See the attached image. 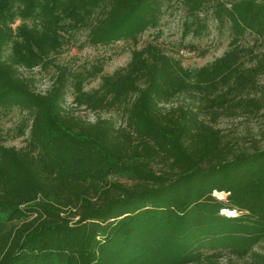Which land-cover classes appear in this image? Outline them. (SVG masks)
<instances>
[{"label": "trees", "instance_id": "trees-1", "mask_svg": "<svg viewBox=\"0 0 264 264\" xmlns=\"http://www.w3.org/2000/svg\"><path fill=\"white\" fill-rule=\"evenodd\" d=\"M174 1L184 33L198 34L208 10L226 22L228 49L185 68L155 42L135 47ZM32 13L44 19L11 27ZM80 24L90 45L130 42L126 64L90 90L85 76L100 66H56L43 93L31 90L19 68L41 66ZM244 33L264 38V0H0V113L27 115L15 127L23 146L3 145L0 131V264H264V148L240 149L214 126L264 108V48L244 65ZM185 94L198 103L164 108ZM78 108H118L124 125L86 121ZM145 140L157 146V169L132 162Z\"/></svg>", "mask_w": 264, "mask_h": 264}, {"label": "rangeland", "instance_id": "rangeland-1", "mask_svg": "<svg viewBox=\"0 0 264 264\" xmlns=\"http://www.w3.org/2000/svg\"><path fill=\"white\" fill-rule=\"evenodd\" d=\"M4 10L6 14H11L13 8L4 7ZM199 16H201L200 32L198 34H194L195 32L192 33L191 31L184 33L186 15L179 3L174 1L163 9L156 27L148 28L138 36L135 47L138 48L148 41L155 42L164 52L178 58L183 67L196 68L202 66L228 49L230 33L228 24L226 22H217L210 15L209 10ZM43 19V14L39 13H32L29 18L25 19L19 16L12 19L11 27L15 28L23 23L28 26H34L37 25V21ZM193 27L195 26L192 25L191 28ZM68 30L64 35L66 38L65 42L61 47H58L56 52H52L48 58H44L41 66L30 69L19 68L22 76L30 80L29 86L31 90L43 93L51 83L52 77L56 72V66L64 65L72 72L83 74L86 71L92 72V67L100 66L101 71L95 77L85 76L83 89L90 90L98 85L100 75L111 74L114 70L123 67L129 59V52L132 46L128 41L119 40L108 45H90L86 41L87 31L81 24L69 26ZM240 43L244 48L241 61L246 66L249 65L250 56L254 53L258 54L264 48V38H257L248 33L243 34ZM6 52L7 50L3 54L5 55ZM257 82L263 85L264 76H258ZM71 98V94L68 92L65 96L64 107L73 106ZM197 103L198 100L196 98L185 94L177 96L163 106L167 109L177 105L195 106ZM74 114L90 122L99 118L110 120L114 126L124 125L123 113L118 108L98 112L78 108ZM26 118V113L16 108L0 113V131L4 140L3 145L15 148L24 145L26 131L23 136L15 137V127ZM26 123L28 125L29 121ZM214 126L220 130L224 139L240 149L264 148V108L252 114L220 115L216 118ZM138 144V148H136L138 155H135L132 162L157 169L160 166L157 161V146L149 140ZM108 180L127 182L125 178L115 175H109ZM213 194L219 197L223 196L222 193ZM228 214L235 213L231 211ZM76 219V216L73 217L69 223ZM263 246L264 244H261L256 250L263 252ZM250 261V257L243 259L231 258L230 260L222 258L219 264H249Z\"/></svg>", "mask_w": 264, "mask_h": 264}]
</instances>
